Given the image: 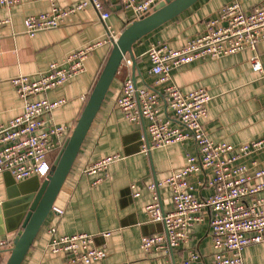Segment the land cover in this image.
I'll return each instance as SVG.
<instances>
[{
  "label": "crops",
  "instance_id": "obj_1",
  "mask_svg": "<svg viewBox=\"0 0 264 264\" xmlns=\"http://www.w3.org/2000/svg\"><path fill=\"white\" fill-rule=\"evenodd\" d=\"M78 1L56 0V4L64 8ZM230 1L199 0L132 46L135 71L127 57L130 63L124 62L113 80L66 178L67 200L58 208L62 214L51 212L48 215L22 264H67L63 255L48 251L47 231L50 228H55L57 236L92 235L94 245L104 247L106 253L102 261L93 264L177 263L189 251L199 255L195 264L209 263L213 253L208 226L212 212L207 210L202 213V222L190 231L185 245L166 253L145 255L141 251L143 237L163 231V225L151 222L145 213L152 201L146 185L160 182L182 168L187 157L197 151L194 141L188 140L143 152L142 147L148 140L144 123L127 122L115 107V101L124 80L130 77L137 88L154 91L159 96V118L178 127L167 108L162 86H156L155 77L149 74L146 52L151 46L159 45L182 48L186 41L203 34L207 22L215 19L218 10ZM237 1L244 12H250L264 0ZM104 6L109 13L104 22L91 7H86L67 16L57 28L38 32L32 38L25 35L23 21L28 16L49 11L47 2L19 0L10 9L0 7V22H3L0 25V125L22 112V102L11 79L20 75L35 79L53 63L65 66L66 57L74 51L105 40L109 34L107 28L117 36L120 34L131 19V12L124 9L119 0H104ZM109 47L105 45L94 50L86 59L81 75L37 97L66 101L48 116L47 122L74 127L109 54ZM254 58L260 62V73L252 70ZM170 79V84L182 93L198 89L208 92L211 101L201 124L211 141L236 148L264 136V40L258 42L255 50L246 49L220 58H201L177 67L171 70ZM111 155L119 158L109 165L106 176L83 175L86 165ZM242 162L251 170H264V150ZM211 178L209 170L188 178L197 199L205 200L212 195L208 187ZM35 189L33 178L15 182L7 174L0 177V239H14ZM262 196L264 192L258 195ZM159 197L163 211H170L169 190L159 189ZM104 233L110 235L103 237ZM6 251L0 250V264L6 263ZM242 258L244 264H264V243L244 248Z\"/></svg>",
  "mask_w": 264,
  "mask_h": 264
},
{
  "label": "built area",
  "instance_id": "obj_2",
  "mask_svg": "<svg viewBox=\"0 0 264 264\" xmlns=\"http://www.w3.org/2000/svg\"><path fill=\"white\" fill-rule=\"evenodd\" d=\"M42 1L49 4V11L28 16L23 21L24 33L28 37L57 28L67 16L86 7H91L103 22L109 17L104 0H79L64 8L57 6L56 0ZM119 1L124 9L131 12L132 20H139L167 0ZM18 3L19 0H0V7L10 9ZM107 30L109 34L105 40L68 55L65 66L53 63L35 79L24 75L11 79V85L22 102V112L0 125V177L7 174L15 182H23L32 178L43 180L48 176L52 165L49 155L59 152L72 128L47 122L54 110L65 105L64 99L49 101L37 97L81 75L85 71L86 59L94 50L112 45L117 35L109 28ZM262 40L264 1L250 12H244L240 3L232 0L218 10L215 19L207 22L203 34L189 39L182 48L159 45L148 49L149 74L155 77L156 86H162L167 108L178 127L172 126L167 119L159 118L160 101L154 91L137 88L130 77L124 80L115 107L127 122L144 123L148 140L142 147L143 152L188 140L194 141L197 151L187 157L182 168L171 172L160 182L146 185L152 201L145 213L151 222L162 224L163 231L141 239L140 249L145 255L166 253L185 245L192 228L202 222L204 210L212 212L208 226L213 253L208 264H244V248L264 243V196L258 197L264 192V170H251L242 162L264 150V136L236 148L211 141L201 124L211 101L208 92L198 89L182 93L170 84V72L177 67L201 58H220L246 49L255 50ZM124 62L130 63L127 57L122 64ZM251 67L255 72H262L256 58L252 60ZM118 158L117 155L104 157L86 165L82 173L87 177L106 176L109 165ZM252 165L255 166V162ZM202 170L212 173L208 182L212 195L205 200L196 198L194 187L188 182L190 176ZM159 189H167L171 193L172 209L168 212L161 207ZM52 209L57 215L62 214L61 209ZM55 232V228L47 231L48 251L63 255L67 264H93L105 258L104 247L95 246L92 235L57 236ZM102 235L108 237L110 234ZM12 244L11 238H1L0 250L10 249ZM198 261L199 255L189 251L179 262L168 264H195Z\"/></svg>",
  "mask_w": 264,
  "mask_h": 264
},
{
  "label": "water",
  "instance_id": "obj_3",
  "mask_svg": "<svg viewBox=\"0 0 264 264\" xmlns=\"http://www.w3.org/2000/svg\"><path fill=\"white\" fill-rule=\"evenodd\" d=\"M198 1L167 0L159 3L154 7L152 13L128 23L117 36L69 138L64 142L50 167L48 176L41 181L38 178H33L36 183L35 193L26 208L20 228L13 239L12 247L6 251L8 258L5 264L23 263L44 221L51 212L55 213L52 208H61L63 202L67 200L66 178L125 57L130 59L132 70L135 71L132 46L187 11Z\"/></svg>",
  "mask_w": 264,
  "mask_h": 264
},
{
  "label": "rangeland",
  "instance_id": "obj_4",
  "mask_svg": "<svg viewBox=\"0 0 264 264\" xmlns=\"http://www.w3.org/2000/svg\"><path fill=\"white\" fill-rule=\"evenodd\" d=\"M115 37H116V38H115ZM115 37H114V40L117 39V36H115ZM114 40H113V42H114ZM113 42H112V43H113ZM57 154H58V153H55V154L51 153V154L49 155V161H51V164H53V162H54V160H55Z\"/></svg>",
  "mask_w": 264,
  "mask_h": 264
},
{
  "label": "trees",
  "instance_id": "obj_5",
  "mask_svg": "<svg viewBox=\"0 0 264 264\" xmlns=\"http://www.w3.org/2000/svg\"><path fill=\"white\" fill-rule=\"evenodd\" d=\"M132 21H135V20H132V16H131V19L127 22V24L130 23V22H132ZM127 24H126V25H127ZM126 25H125V26H126ZM123 29H124V28H123ZM109 48H111V47H109ZM109 51H110V50H109ZM82 109H83V108H82ZM81 111H82V110H81ZM74 125H75V124H74ZM71 128L73 129V126H72ZM71 131H72V130H71ZM70 134H71V132H70ZM70 134H67V137H66L65 141L69 138Z\"/></svg>",
  "mask_w": 264,
  "mask_h": 264
}]
</instances>
